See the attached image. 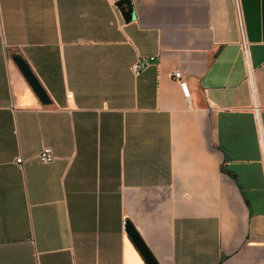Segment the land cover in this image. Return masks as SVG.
I'll list each match as a JSON object with an SVG mask.
<instances>
[{"label":"crops","instance_id":"crops-1","mask_svg":"<svg viewBox=\"0 0 264 264\" xmlns=\"http://www.w3.org/2000/svg\"><path fill=\"white\" fill-rule=\"evenodd\" d=\"M119 1L0 0V264H264V0Z\"/></svg>","mask_w":264,"mask_h":264},{"label":"water","instance_id":"water-1","mask_svg":"<svg viewBox=\"0 0 264 264\" xmlns=\"http://www.w3.org/2000/svg\"><path fill=\"white\" fill-rule=\"evenodd\" d=\"M116 6L119 9V12L125 22H129L134 18L129 0H121L116 4ZM12 61L23 76V78L25 79V81L28 83L29 87L37 97L38 101L42 105H47L49 103V98L46 95L42 86L40 85L39 81L35 77L34 73L26 64V62L19 56H13ZM125 228L128 236L138 248L145 261L148 264H157L154 258L152 257L151 253L139 237L138 233L134 229V227L129 222H127Z\"/></svg>","mask_w":264,"mask_h":264},{"label":"built area","instance_id":"built-area-1","mask_svg":"<svg viewBox=\"0 0 264 264\" xmlns=\"http://www.w3.org/2000/svg\"><path fill=\"white\" fill-rule=\"evenodd\" d=\"M241 31H242V28H241ZM241 51H242L243 59H244L245 63L247 64V61H248L247 45H246L243 37H242V43H241ZM153 63H154V57H139L137 59V61L132 65L131 71L134 75H139L142 71H144L147 67H149ZM247 73H248V80L250 81L249 70H247ZM171 78L174 81H176V83H178V85H179V87L183 93L184 98L188 100L189 97H188L186 82H185V78H184L183 74L180 72H173L171 74ZM257 111H258V109L254 106V112L256 113ZM52 158L53 157H52L51 153H49L48 151H44V152L40 153L38 156V159L41 163H46V162L52 160ZM22 162L23 161L21 158L15 159L16 165H20V164H22Z\"/></svg>","mask_w":264,"mask_h":264}]
</instances>
